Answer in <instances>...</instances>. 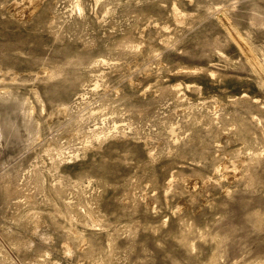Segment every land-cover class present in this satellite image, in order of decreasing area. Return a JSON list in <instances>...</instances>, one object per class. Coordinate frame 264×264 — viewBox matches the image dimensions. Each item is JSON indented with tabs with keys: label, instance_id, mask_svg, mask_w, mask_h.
<instances>
[{
	"label": "rangeland",
	"instance_id": "rangeland-1",
	"mask_svg": "<svg viewBox=\"0 0 264 264\" xmlns=\"http://www.w3.org/2000/svg\"><path fill=\"white\" fill-rule=\"evenodd\" d=\"M0 264H264V0H0Z\"/></svg>",
	"mask_w": 264,
	"mask_h": 264
}]
</instances>
